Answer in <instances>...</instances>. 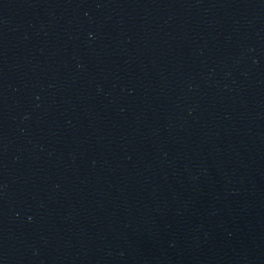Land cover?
<instances>
[{
    "label": "water",
    "instance_id": "obj_1",
    "mask_svg": "<svg viewBox=\"0 0 264 264\" xmlns=\"http://www.w3.org/2000/svg\"><path fill=\"white\" fill-rule=\"evenodd\" d=\"M0 264H264V0H0Z\"/></svg>",
    "mask_w": 264,
    "mask_h": 264
}]
</instances>
